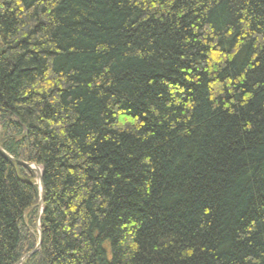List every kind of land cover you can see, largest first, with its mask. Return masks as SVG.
Here are the masks:
<instances>
[{
	"label": "trees",
	"instance_id": "16d2710c",
	"mask_svg": "<svg viewBox=\"0 0 264 264\" xmlns=\"http://www.w3.org/2000/svg\"><path fill=\"white\" fill-rule=\"evenodd\" d=\"M0 147V264H264V0H0Z\"/></svg>",
	"mask_w": 264,
	"mask_h": 264
},
{
	"label": "water",
	"instance_id": "95a60500",
	"mask_svg": "<svg viewBox=\"0 0 264 264\" xmlns=\"http://www.w3.org/2000/svg\"><path fill=\"white\" fill-rule=\"evenodd\" d=\"M0 151L4 152V150L1 147H0ZM30 166L33 167V168H40L37 165H30ZM41 181H42V169L40 168V174H39V176L37 178V184L39 186V200H38L39 211H38V214H37V220H39L40 214L42 212V204H43V202H42V184H41ZM37 224H38L39 240H38V243H37L35 249L33 251H31V252H28V253L24 254L19 259V261L16 264H21L25 258H27L32 252H34L39 247L40 242H41V238H42V234H41L40 227H39V221H37Z\"/></svg>",
	"mask_w": 264,
	"mask_h": 264
},
{
	"label": "bare ground",
	"instance_id": "6f19581e",
	"mask_svg": "<svg viewBox=\"0 0 264 264\" xmlns=\"http://www.w3.org/2000/svg\"><path fill=\"white\" fill-rule=\"evenodd\" d=\"M39 167V166H38ZM36 169V170H35ZM34 170L35 171H37V172H35L36 173V176H37V178H38V176H39V174H40V168H34Z\"/></svg>",
	"mask_w": 264,
	"mask_h": 264
},
{
	"label": "rangeland",
	"instance_id": "374dc122",
	"mask_svg": "<svg viewBox=\"0 0 264 264\" xmlns=\"http://www.w3.org/2000/svg\"><path fill=\"white\" fill-rule=\"evenodd\" d=\"M36 170V169H35ZM35 172H37V171H35Z\"/></svg>",
	"mask_w": 264,
	"mask_h": 264
}]
</instances>
